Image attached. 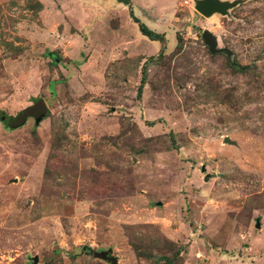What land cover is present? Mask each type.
Wrapping results in <instances>:
<instances>
[{
    "label": "rangeland",
    "instance_id": "374dc122",
    "mask_svg": "<svg viewBox=\"0 0 264 264\" xmlns=\"http://www.w3.org/2000/svg\"><path fill=\"white\" fill-rule=\"evenodd\" d=\"M220 1L0 0V113L46 109L0 121V264H264V0Z\"/></svg>",
    "mask_w": 264,
    "mask_h": 264
},
{
    "label": "water",
    "instance_id": "95a60500",
    "mask_svg": "<svg viewBox=\"0 0 264 264\" xmlns=\"http://www.w3.org/2000/svg\"><path fill=\"white\" fill-rule=\"evenodd\" d=\"M237 1L225 2L220 0H194L193 8L194 10L201 15L202 17H210L212 14H219L224 16L227 14V11L232 9L237 5ZM201 41L207 47L209 53L214 54L220 52V50L216 49V39L212 36L208 31L204 30L201 33ZM46 109L44 105L39 102L37 103L29 112L30 117H33L34 124H37L42 119H44ZM3 118H0L2 121ZM224 143H231L226 137L223 138ZM159 204V203H158ZM257 228V223L255 224ZM94 257L101 259L102 261L108 264H116V258L111 255V251L107 250L100 254L94 253ZM32 262H36V258H32Z\"/></svg>",
    "mask_w": 264,
    "mask_h": 264
},
{
    "label": "trees",
    "instance_id": "16d2710c",
    "mask_svg": "<svg viewBox=\"0 0 264 264\" xmlns=\"http://www.w3.org/2000/svg\"><path fill=\"white\" fill-rule=\"evenodd\" d=\"M117 3H120V4H123V5H125V6H127L128 5V2H127V0H115ZM35 4H36V12H38L40 9H41V5H40V3L39 2H35ZM132 20H134L133 18H131ZM134 23H137V21L136 20H134ZM138 31L140 32V34L142 35V36H144V37H146L148 40H150V41H156L157 39H158V36L157 35H155V34H153L151 31H149L147 28H145L144 26H142V25H138ZM139 88L137 89V94H139ZM40 101H38V100H36V101H34V105H32V106H30V107H28L27 109H24V110H22V111H20L17 115H16V117H13V118H5L1 113H0V118H3V120L2 121H4V120H7L9 123H10V127L11 128H14V127H17V126H19V123H24V121H25V119L27 118V117H30V115H28V112H30V110L37 104V103H39ZM46 116V111H45V115H44V117ZM18 122V123H17ZM132 249H133V251H134V253H135V255L137 256V257H140L141 256V253H139V252H137V251H135L136 250V248L134 247V246H132ZM158 264V263H157Z\"/></svg>",
    "mask_w": 264,
    "mask_h": 264
}]
</instances>
